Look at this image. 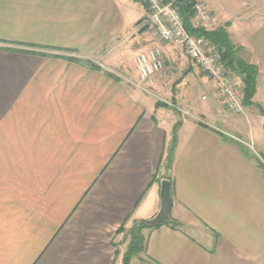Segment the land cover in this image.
Masks as SVG:
<instances>
[{
    "label": "crops",
    "instance_id": "1",
    "mask_svg": "<svg viewBox=\"0 0 264 264\" xmlns=\"http://www.w3.org/2000/svg\"><path fill=\"white\" fill-rule=\"evenodd\" d=\"M203 1L210 28L258 68L244 113L228 112L211 80L197 117L168 104L181 107L182 79L204 74L140 27L141 0L134 25L123 0H0V264H132L137 253L141 264H264V0ZM150 46L164 68L146 92L126 78L137 81L135 56ZM250 117L261 136L240 125ZM164 178L179 225L135 232Z\"/></svg>",
    "mask_w": 264,
    "mask_h": 264
},
{
    "label": "built area",
    "instance_id": "2",
    "mask_svg": "<svg viewBox=\"0 0 264 264\" xmlns=\"http://www.w3.org/2000/svg\"><path fill=\"white\" fill-rule=\"evenodd\" d=\"M146 4V16L140 27L153 32L156 37L167 43L180 47L185 55L200 69L204 76L212 80L226 110L230 113H244V84L241 77H236L220 61L216 46L202 35L189 33L183 24L176 3L183 0H142ZM194 11L192 25L210 28L216 22L215 16L203 0H187ZM138 72L137 81L126 78L136 88L149 91L154 73L163 71V60L159 47H148L135 56ZM164 102L167 103L164 99ZM182 114L189 111L173 105Z\"/></svg>",
    "mask_w": 264,
    "mask_h": 264
},
{
    "label": "rangeland",
    "instance_id": "3",
    "mask_svg": "<svg viewBox=\"0 0 264 264\" xmlns=\"http://www.w3.org/2000/svg\"><path fill=\"white\" fill-rule=\"evenodd\" d=\"M123 3H124L127 14H129V16H130L131 24L134 25V22L139 17H141V14H142V8L141 7L142 6L138 0H123ZM148 32L151 34V36L157 38L153 32H151V31H148ZM136 41H139L137 36H131L127 40V42L122 46V50L125 53V63L126 64L132 65V59H133V56H134L135 51H136V48L134 47ZM150 47H153V46H150ZM131 80H133V79H131ZM211 81L209 79H207L204 75H200L199 72H197L196 70L194 72H192L191 74H189L186 79H182L181 83H182V86L184 87V89L182 90L184 98H183V101L179 102V105L181 106V108L189 111V113H190L189 115H191L193 117H197L196 112L203 110V109H206V107L209 106V104L213 98L212 88L214 86V84ZM129 84L132 85L131 83H129ZM132 86L135 87L134 85H132ZM202 95L205 96V99H201ZM180 99L182 100V98H180ZM259 111L263 112L261 109H259ZM221 120L225 122V125L227 127L232 128V126L230 125V123L233 122L232 120H230L228 118H221ZM258 120L261 122V119H258ZM258 120L253 118V117H250L247 119H242L239 123L244 129L247 130V128H249L252 132H256V135L261 136L263 133L262 132L263 130H261L257 126V125H259ZM260 136H259V138H260ZM260 140H263L262 142H264V139H262V137ZM144 225H145L144 223L142 225H140L138 227V229L135 230V232H138L139 228L144 227ZM137 237H140V236H137ZM126 239H127V237H126ZM141 241H142L141 237L139 238V240L138 239L136 240V242H135L136 247L141 246V243H142ZM133 242L134 241H132V243ZM137 254L130 256V258H131L130 260H131L132 264H141L142 263L141 259L139 258V256Z\"/></svg>",
    "mask_w": 264,
    "mask_h": 264
},
{
    "label": "trees",
    "instance_id": "4",
    "mask_svg": "<svg viewBox=\"0 0 264 264\" xmlns=\"http://www.w3.org/2000/svg\"><path fill=\"white\" fill-rule=\"evenodd\" d=\"M176 6L183 19L185 29L191 34L202 35L206 37L216 46L220 61L224 63L230 71L237 70L244 84V104L251 102V98L254 96L256 90V75L258 72L257 66L251 63H247L240 57H238L236 48L229 41L228 33L225 30V27H194L192 25V19L195 14L191 7V2H188L187 0L179 1L178 3H176ZM137 22H139V20ZM166 223H168L172 227H177L179 225L177 221L172 219H169ZM137 248L138 247H136L135 244H132L130 246V253L135 252ZM128 259L129 256H126L124 258V264H128Z\"/></svg>",
    "mask_w": 264,
    "mask_h": 264
},
{
    "label": "water",
    "instance_id": "5",
    "mask_svg": "<svg viewBox=\"0 0 264 264\" xmlns=\"http://www.w3.org/2000/svg\"><path fill=\"white\" fill-rule=\"evenodd\" d=\"M160 207L155 215L149 219H143L142 222L147 225H156L167 222L170 218V209L172 199L170 196V181L167 178L162 179L160 185Z\"/></svg>",
    "mask_w": 264,
    "mask_h": 264
}]
</instances>
